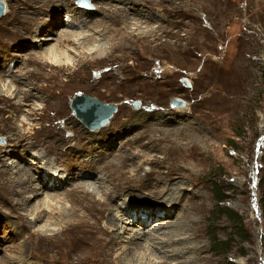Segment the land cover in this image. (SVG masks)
Wrapping results in <instances>:
<instances>
[{"label": "rangeland", "instance_id": "374dc122", "mask_svg": "<svg viewBox=\"0 0 264 264\" xmlns=\"http://www.w3.org/2000/svg\"><path fill=\"white\" fill-rule=\"evenodd\" d=\"M3 1L7 11L0 16V65L4 63L0 76L4 77L1 72L4 66L16 64L10 70H17L14 76L20 75L24 84L11 83L17 80L13 76H5L4 80L14 87L20 85L22 90L26 89L24 92L29 90L32 96L25 100L21 93L0 96V138L4 139L0 156L5 148L12 152L10 159L0 158V182L4 178L11 180L5 183L0 195V264H14L9 258L13 248L10 250L8 246L21 241L30 264H81L76 258L86 256V252L75 248L84 243L80 231L70 230L51 240V232L60 227L56 216L50 223L47 216L34 222L31 219L34 216L24 207L15 206V201L33 194L28 183L20 186L18 195L13 192L16 185L5 172L14 168L12 161L21 160L33 176L46 170L42 163L45 159L53 163L51 168L57 177L65 178L64 172L67 174L72 168L74 174L70 179L54 180L46 188L48 195L38 194L30 200L29 204L35 205L51 199L53 208L45 207V213L51 216L53 212L68 211L73 204L90 202L89 194L80 189L73 192V185L79 182L76 178L97 181L95 177L100 173L93 168L104 160L114 159L111 149L120 154L118 160L125 165L120 171L125 174L106 165L102 177L106 172L108 176L102 180L103 184L109 189L115 186L112 189L125 195L147 199L135 197L132 207L152 209L158 204L156 198L132 186L141 178L148 183L153 177L159 183L164 176L181 178L189 189L185 193L208 199L194 236L204 246L202 256L209 257L210 264H264V0H131L135 7L128 10L120 6L122 1L129 0H90L94 7L91 10L81 9L77 0ZM70 9L80 11L90 21L93 17L103 22L84 33L90 34L86 40L74 43L57 42L59 35L47 32L55 38L47 44L58 43V49L68 51L52 66L42 60L44 52L35 41L45 33L37 25L58 19L60 29L63 14ZM131 13L140 18L147 16L149 20L133 21ZM79 95L116 105V112L101 130L89 128L77 117L71 105ZM175 98L186 105L175 106ZM136 102L140 105L136 106ZM121 130L125 133L119 135ZM175 139L179 140V147ZM103 140L112 143L108 145ZM94 144L95 150L74 152ZM184 153L192 154V158H176ZM91 155L96 164L83 168L81 163L85 157L90 160ZM33 160L37 162L32 163ZM136 168L138 174L131 170ZM170 170L177 172L172 175ZM78 173L84 177H77ZM171 179L170 184L177 181ZM46 183H50L49 179ZM2 196L10 204L2 201ZM178 210L158 213L160 217L144 225L145 230L155 235L167 232L166 226L161 230L152 228L165 217L177 222ZM126 221L127 228L136 230L140 225L133 218ZM100 223L107 231L108 225ZM109 231L113 234V228ZM119 232L122 243L128 244L124 238L128 230ZM216 241L223 246L216 245ZM179 242L173 243L175 248ZM130 250L138 255L136 260L142 259L143 250L139 246L133 245ZM118 252L111 257L115 258ZM146 253L147 261L150 259L153 264L175 262L161 263L162 259ZM18 262L24 264V259ZM118 262L114 259L109 264ZM196 264L206 262L199 260Z\"/></svg>", "mask_w": 264, "mask_h": 264}, {"label": "bare ground", "instance_id": "6f19581e", "mask_svg": "<svg viewBox=\"0 0 264 264\" xmlns=\"http://www.w3.org/2000/svg\"><path fill=\"white\" fill-rule=\"evenodd\" d=\"M129 1H131V0H129ZM28 3H30V2H28ZM31 4H33V3H31ZM42 4L45 5L47 3L44 2ZM121 4H123V5H121L120 8L121 7H124V8L127 7V10H128V8H134L135 7L134 1H131V2L122 1ZM59 6L60 5H57V7H59ZM22 7H23V5H22ZM117 8H119V6H117L116 9ZM83 9H85V8H83ZM109 9H110V7H107V10H109ZM97 10L98 9H96L95 11H97ZM6 11H7V9H6ZM98 12H100V11H98ZM65 13L63 14L64 20L61 19L63 21L62 22L63 25H62V27H60V29L57 28L59 25L58 19H56L55 21L54 20H51V21L44 20V21H41L37 25V27L39 26L38 28L41 29L42 31H44L45 33H43L42 36H40L41 34L39 36H37V39L35 41L38 42V47L41 49L40 51L44 52V54L42 55V60H45L47 63H49L52 66H56L57 62L61 60V57L62 56L65 57V55L68 52L67 50L64 51L62 49H58V48H60V46L58 47L56 45L58 43L53 44V45L47 44L49 41L55 40V38L52 36V34L55 33L56 35L57 34L59 35L58 40H56L57 42L61 43L62 41H64L67 43V42L71 41L74 43L76 41H80V40L85 39V37H87V35H90V34L88 33L86 35L84 33H87L89 30L96 28V26H98L99 24H101L103 22V21H99V20H97V18H93V17H90V19H91V21H90L80 11H74L73 12V9H70L69 11H67ZM83 13L85 15L89 16L88 12H83ZM94 13L95 12H93L92 14L94 15ZM129 15H130V19H132L133 21H136L138 19H140L142 21V20H146L149 18L147 16L146 17L141 16L142 18H140L137 15H134L132 13ZM43 17H45V16H43ZM55 17H56V15H55ZM126 18H128V17H126ZM62 28H65V29L61 30ZM41 30H40V32H41ZM36 31L39 32V30H36ZM50 31H52V34H46L47 32L50 33ZM85 40H84V43H85ZM64 42H62V43H64ZM69 59L70 58H68V60ZM3 65H4V63L1 62L0 68ZM10 66L7 68L4 66L1 69V72L4 74V77L5 76H13V78L15 77V78H17V80H12L11 83H16L18 81H19L18 83H21L22 78L20 79V75L14 76L15 75L14 73L18 72V71L17 70L13 71L12 69L10 70ZM15 67H16V64H13L11 66V68H15ZM4 77L0 76V96H4V95H11L12 96L14 94L18 95L17 93H19V94L21 93V95L23 94L22 98H24V100H25V98L32 96V93H30L29 90L24 92L23 90H26V89L22 90V88H20L21 87L20 85L17 84L16 87H14V86L8 84L7 83L8 81L4 80ZM5 83L8 85H5ZM17 99H18V97H17ZM163 122H164V120H163ZM165 123H167V121H165ZM184 126H185V124H184ZM100 127L95 128L93 130L99 131V130H101ZM133 128H134V126H133ZM170 128H172V127H170ZM124 131L121 130L118 132V134L121 135L122 133H125ZM175 141H176L177 145L179 144L177 146V147H179L180 146L179 140L175 139ZM103 142H105V141L103 140ZM1 143L2 142H0V144ZM110 143H112V142H110ZM110 143L108 142L106 144L109 145ZM7 147H8V145H7ZM76 148H78V147H76ZM94 148H95V144H94V146H88L87 148H82L80 150L76 149L74 152L80 153V152L86 151V150L91 151ZM104 148H106V147H104ZM186 151L188 152L190 150L187 149ZM110 152L112 155H114V159L104 160L101 164H97L95 166V168H93L96 171H99V173H100V175H96V177H95V179H97V181L85 182L87 179L81 180L80 178H76V180L79 182H77L75 184L73 183L74 185H73L72 191L76 192V189L77 190L80 189L81 190L80 192H82L83 194H85V195H86V193L89 194L88 199L90 200V202L82 203V205L80 204V206L73 204L68 209V211L62 210V211L53 212L51 214V216L49 214L45 213V207L53 208V206L50 205V203H49L51 199L48 201H45V199L42 197V199H44V200L38 201V203L35 205L34 204L31 205L29 203H30V200L32 199V197H35L38 194L43 195V193L44 194L46 193V195H48L47 194L48 192L46 191L47 186H50V184H52L53 181L54 180L56 181L58 178H64V175H62V176L58 175V177L55 176L57 174L53 173V169L51 168L52 167L51 164H53V163L49 164L48 160H46L45 158L40 157L42 160L45 159V161H43L42 163L47 166V168L45 167L46 170L44 169L45 170L44 172H43V170H40V172L38 171L39 174H37L35 176L32 175L31 170L30 171H29V169L26 170L27 168L25 169V167H23V162H20L21 160L12 161V163L14 164V168L9 169L8 171H5V172L10 176V178H12V182L14 183V185H16L17 189H13V192L16 195H18V193H20V189H19L20 186L22 187L23 183H28L29 188L31 190V193L33 194L32 196L28 195V196H25L24 198H21L20 202L15 201V206L18 209H22V207H24L23 208L24 210H27L30 213V215L34 216L33 218H31V219H33L34 222L41 220L44 216H47V218H48L47 222L50 223L52 221L51 220L52 217L56 216L57 219L60 220V227H59L58 231H52L51 232V235H50L51 240H52L53 236L61 235V234L66 233V232L69 233L70 230H71V232L80 231L85 237L84 243L78 247H75V248L81 249L84 253L86 252L85 257L76 258V260H78L77 261L78 263H79V261L83 262L81 264H109L112 261H114V259L117 262L119 261L118 264H120V263L121 264H153V263L149 262L150 259L147 261V259H148L147 253H146L147 251L149 253H152L156 258L162 259L161 263H163V262L168 263V260H174L175 262L171 261V263L182 264L184 262V264H190V263L196 264L197 261H199V260H201V262H202V260H205L206 264H210L211 259L207 256H202L201 252L204 249V246L202 244H200V242H198L199 240L196 239L197 236L194 238V236L196 235V232L199 229L198 227H200L199 224H200V220L202 217L201 215H203L205 213L206 205L208 204V199L207 198L197 199V196L194 193H185L186 190H189V189L184 186L185 184L183 183V180L181 178H178V177H175V178H177L176 179L177 181L175 183H173L171 181V184L169 182V180L171 179L170 176H164L163 182H161V183H159L157 181V178H154V177L151 179V181L149 183L144 178H141L142 180H139L138 183L133 184L132 186L138 187L139 190L143 191V194L145 192L148 195H151L152 197L156 198V200H158L157 201L158 204L154 207H151L152 209H149V208H147V206L142 205L140 203H137L138 204L137 206L142 205L145 207H138V208L132 207L133 206L132 202L133 203L135 202L133 200H137L135 197L142 199L140 196H134L133 197V196H129L130 194L128 195V193H126L127 195H125V193H122V191H116V189H112L115 187L114 185H113L114 187L109 189L108 186H105L103 184L102 180H104L105 178L107 179V176H108V173L106 172L105 175L102 177V172L104 170V166H106V165L109 167V169L111 168L113 171L119 170V172L121 174H125L124 171L123 172L120 171V167H122V165H123L122 168H125L124 163L120 162L118 160V158L121 157L120 154L115 153L114 151H112V149ZM11 153L12 152H10L9 149L5 148L4 154H1L0 158L3 159V161L6 158L10 159L9 155H11ZM82 154H84V153H82ZM107 154H106V156H107ZM93 155L90 156L91 157L90 160H87V158L85 157V160L81 163L83 165V168H88V167L94 166L96 164L95 163L96 160L93 157ZM84 156H85V154H84ZM189 157L192 158V154L188 155L187 153H184V155L176 156V158L178 160H186ZM41 159H39V160H41ZM49 161H51V160H49ZM97 161H98V159H97ZM36 162L34 160L32 161V163H36ZM93 163H95V164H93ZM43 164H42V166H43ZM129 164H130V162H129ZM42 166H41V169H42ZM53 167H55V166H53ZM14 169H16V170H14ZM131 170L134 171L135 174H138L137 168L131 169ZM54 172H56V171L54 170ZM176 172L177 171H175V170L169 171V173H171V174L173 173L172 175L176 174ZM12 174H13V176H12ZM64 174H65L64 179H66V178L70 179L74 173L72 171V168H69L67 170V174L65 172H64ZM68 174H70V175H68ZM77 175H78L77 177H81V178L84 177L83 174L78 173ZM88 177L92 178V180H95V179H93V175H91L90 173H88ZM155 177H158V176H155ZM175 178H172V179H175ZM47 179H49L50 183H46ZM10 181H11L10 179L4 178V180L2 182H0V195H1L2 190L6 188L5 183H8ZM42 182L44 184H42ZM55 185L56 184H54V186ZM56 187H58V186H56ZM89 187H93V188L91 189ZM136 195H137V193H136ZM47 197L51 198L49 196H47ZM125 198L127 200H125ZM116 200H118L117 201L118 203H115ZM123 200H125V201L123 202ZM142 200H147V199H142ZM2 201H6V204H10V202L7 200V198L5 196H2ZM121 201H122V204H120ZM129 201H131V202H129ZM11 202L13 203V201H11ZM146 204H148V203H146ZM160 204H162V205H160ZM156 207H158V208H156ZM83 208H84V210H82ZM167 208H169L170 210H168ZM175 208L176 209L179 208V210H180V213H178L179 210L177 212L178 214H180L179 217L177 216L179 219L177 222L173 223L174 221L172 218H166V217L163 219L157 220V221L155 220L157 223L153 226L152 229L157 228L158 230H161L165 226L168 229V230H166L167 232H163L162 234L160 233L162 236H160L159 233L157 235H155V234L145 230L144 225H146L151 219H155L156 217H160L159 216L160 214H158V213L165 212L166 214H169V213L171 214L172 209H175ZM52 210H51V212H52ZM166 210H168V212ZM189 210H190V212H189ZM118 212L120 213V215ZM143 215H146V217H143ZM126 218L128 221H131V219L133 218L137 222H139L140 225L136 226L139 229L136 228V230H135V229L130 228V227L127 228L128 225H126V223H127ZM8 220H10V219H8ZM12 222H15V221L12 220ZM100 222H102V224L106 223L105 225H108L107 231L104 227H102ZM10 223H11V221H10ZM18 223H19V221H18ZM48 225H44V227H46ZM100 225H101V227H100ZM95 226L98 228L99 233L97 232ZM4 228H3V230H4ZM109 228H113V234L109 231ZM120 229H123V230L125 229V233L128 230V232L124 236V238L126 237L128 244L122 243L123 239H122V235L119 232ZM22 232H23V230H22ZM37 234L40 238L44 237L43 234H40V233H37ZM138 240L146 241V243L142 244ZM177 241H181V242H179L180 245L178 244L179 246H177L175 248L176 245H174V244ZM187 242H189V243H187ZM21 243H22V241L17 243V244H15V243L12 245L10 244V246H8L10 248V250L12 248L15 249V251H13V249L11 250L12 251L11 254L9 253L10 263L20 264L18 261L21 259H24V264H30L31 261H30V259H27L25 247ZM157 243H159V245H156ZM189 244H191V245H189ZM133 245L139 246L140 249L143 250V257L141 260L140 259L136 260L137 259L136 256H138V255H136L134 252H132L130 250ZM158 246H160V249H158ZM149 247H151V248H149ZM81 250H79V251H81ZM118 250H119L118 254L117 253L115 254L116 257L112 258L111 257L112 253L117 252ZM65 251L68 252L69 248L66 247ZM188 253H190L191 255L186 256V254H188ZM180 255L181 256L185 255V256L180 257ZM177 256H179V257H177ZM27 260H29L30 262H28ZM125 261H127V262H125ZM0 263H2V262H0Z\"/></svg>", "mask_w": 264, "mask_h": 264}, {"label": "water", "instance_id": "95a60500", "mask_svg": "<svg viewBox=\"0 0 264 264\" xmlns=\"http://www.w3.org/2000/svg\"><path fill=\"white\" fill-rule=\"evenodd\" d=\"M83 4L89 5V1L85 0ZM5 13L6 3L0 0V16ZM173 103L175 106L180 107L186 104V102L178 98H175ZM136 106H139V104L137 103ZM71 107L76 112L77 117L81 119L86 126L92 129L106 125L117 109L115 104L102 103V101L88 95H79L75 97ZM0 141H3V138H0Z\"/></svg>", "mask_w": 264, "mask_h": 264}, {"label": "trees", "instance_id": "16d2710c", "mask_svg": "<svg viewBox=\"0 0 264 264\" xmlns=\"http://www.w3.org/2000/svg\"><path fill=\"white\" fill-rule=\"evenodd\" d=\"M262 205H263V204H262ZM262 211H263L262 214L264 215V205H263V209H262ZM215 243H216V245H222V244H223V243H219V242L217 243V241H216ZM222 246H223V245H222Z\"/></svg>", "mask_w": 264, "mask_h": 264}]
</instances>
